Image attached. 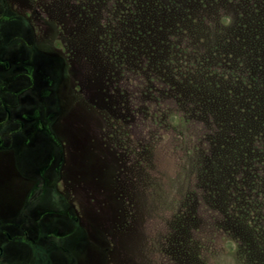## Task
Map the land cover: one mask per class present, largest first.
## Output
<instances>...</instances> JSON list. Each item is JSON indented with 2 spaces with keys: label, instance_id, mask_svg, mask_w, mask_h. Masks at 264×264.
<instances>
[{
  "label": "rangeland",
  "instance_id": "1",
  "mask_svg": "<svg viewBox=\"0 0 264 264\" xmlns=\"http://www.w3.org/2000/svg\"><path fill=\"white\" fill-rule=\"evenodd\" d=\"M10 3L61 85L85 263L223 264L229 235L264 264V0Z\"/></svg>",
  "mask_w": 264,
  "mask_h": 264
},
{
  "label": "flooded vegetation",
  "instance_id": "2",
  "mask_svg": "<svg viewBox=\"0 0 264 264\" xmlns=\"http://www.w3.org/2000/svg\"><path fill=\"white\" fill-rule=\"evenodd\" d=\"M12 10L0 0V264H86L91 244L63 175L61 85L41 81L34 35L5 26Z\"/></svg>",
  "mask_w": 264,
  "mask_h": 264
},
{
  "label": "clouds",
  "instance_id": "3",
  "mask_svg": "<svg viewBox=\"0 0 264 264\" xmlns=\"http://www.w3.org/2000/svg\"><path fill=\"white\" fill-rule=\"evenodd\" d=\"M221 241L227 242L226 247L228 252L223 264H244L243 258L239 254V241L229 235L221 237Z\"/></svg>",
  "mask_w": 264,
  "mask_h": 264
}]
</instances>
